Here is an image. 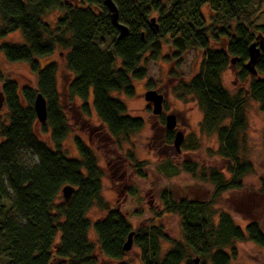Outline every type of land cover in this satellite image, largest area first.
I'll return each instance as SVG.
<instances>
[{
	"label": "trees",
	"instance_id": "16d2710c",
	"mask_svg": "<svg viewBox=\"0 0 264 264\" xmlns=\"http://www.w3.org/2000/svg\"><path fill=\"white\" fill-rule=\"evenodd\" d=\"M111 1L118 22L128 30L123 38L105 0H78L77 4L75 0H0V58L28 64L38 78L37 90L19 89L0 71L5 97L0 109V264H97L96 250L104 258L121 261L133 232L131 223L102 196L104 172L90 139V143L75 139L77 158L63 152L71 126L57 90V64L42 68L38 60L57 48L67 51L66 69L73 75L66 96L82 100L80 109L86 117L95 112L100 125L89 131L103 133L105 143L110 147L114 143L119 150L143 129L144 121L129 116L126 104L113 94L135 96L134 82L147 77L146 64L161 56L163 42L169 47L166 58L177 65L188 50H203V72L176 92L182 98H196L203 113L201 132L217 134L218 154L233 163L231 180L213 172L211 181L224 194L240 190L244 177L253 171L250 162L239 160V137L246 129L248 98L258 103L264 115V57L255 64L256 76L246 68L249 47L264 44V25L254 23L258 0ZM54 12L61 15L51 26L44 17ZM18 31L23 44L3 41ZM232 58L237 60L239 79L249 86L235 95L221 82ZM38 93L46 99L48 113L47 122L39 124L44 134L50 132L53 148L37 136L34 99ZM26 154L38 161L26 162ZM128 156L135 161L133 153ZM135 168L138 176H146L142 162L136 161ZM183 170L196 172L194 164H184ZM66 185L73 186L75 193L68 204H57ZM161 199L164 210L158 216L177 215L182 239L171 241L161 226L138 229L133 244L141 249L143 264H194L191 256H197L199 264H232L237 255L234 244L250 241L264 248V219H252L243 230L228 212L220 213L216 221L202 203L176 202L167 191ZM262 203L264 215V189ZM93 207L106 211L105 219L92 223L87 215ZM91 230L96 242L89 238ZM165 241L172 246L163 252Z\"/></svg>",
	"mask_w": 264,
	"mask_h": 264
},
{
	"label": "rangeland",
	"instance_id": "374dc122",
	"mask_svg": "<svg viewBox=\"0 0 264 264\" xmlns=\"http://www.w3.org/2000/svg\"><path fill=\"white\" fill-rule=\"evenodd\" d=\"M255 8L254 23L264 25V0H258ZM60 15L54 12L45 16L44 21L54 26ZM3 41L24 43L19 31L10 34ZM168 48V45L163 42L161 56L146 64L147 77L134 82L136 92L134 97L113 94L126 104L129 116L144 121L143 129L135 134L129 143L123 144L121 150L116 148L114 143L112 147L107 145L103 133L89 131V128L100 125L93 110L92 116L86 117L80 109L82 100L72 101L66 96V89L73 79V75L66 69L67 51L57 48L51 56L38 59L42 68L51 62L57 64V90L71 126V132L63 143V152L69 158H77L75 139L80 138L85 143H90V139L98 157L99 166L104 172L102 196L111 209L119 210L131 223L133 232H137L140 228L161 226L171 241L182 239L181 219L177 215L168 213L158 216L164 210L161 199L164 191L171 193L176 202L185 199L204 204L214 213L216 221L220 213L228 212L232 214L235 223L245 230L252 219L258 217L264 219L262 214L264 115L260 112L257 102L250 98L246 100V129L239 137V160L250 162L253 165V171L244 177L243 187L240 190L218 193L210 176L213 172H218L224 176L225 181L231 180L232 175L229 169L233 163L218 154L221 144L217 134L208 135L201 132L203 113L198 107L196 98L190 95L182 98L176 92L178 87L191 82L203 72L204 51L188 50L184 61L177 65L176 60L166 58L169 56ZM233 59L222 73L221 82L230 94L235 95L241 91H248L249 86L248 82L244 83L239 79L237 60L232 63ZM0 71L3 73L4 80L15 82L19 89L28 86L37 90V75L31 71L28 64L10 63L1 55ZM151 90L164 96L162 112L159 115L153 113L152 105L145 100V94ZM0 91H2L1 82ZM91 101L92 99L89 103ZM168 115H174L176 118L177 126L173 131H168L166 128ZM228 124L229 121L225 122V125ZM35 128L39 140L53 148L50 132L44 134L39 122ZM176 132H182L184 135L180 151L174 146ZM129 152L134 154L135 161L129 160ZM23 157L26 162L38 161L32 154H26ZM136 161L142 162L143 172L146 174L144 178L136 173ZM184 164H194L196 172L192 174L185 172ZM121 175L123 178H120ZM62 203L64 198L61 191L57 204ZM106 215V211L93 207L87 217L94 223L105 219ZM89 238L92 242H96L93 230L90 231ZM171 241L162 242L163 252L171 248ZM233 247L237 255L232 260V264H264V248L250 241L238 242ZM95 253L98 259L97 264H143L141 249L134 244L131 250L126 251L121 261L104 258L98 250ZM195 258L197 256H191L190 261L193 262ZM182 264H186V261Z\"/></svg>",
	"mask_w": 264,
	"mask_h": 264
},
{
	"label": "water",
	"instance_id": "95a60500",
	"mask_svg": "<svg viewBox=\"0 0 264 264\" xmlns=\"http://www.w3.org/2000/svg\"><path fill=\"white\" fill-rule=\"evenodd\" d=\"M105 5L109 9V12L111 14V21L113 25L117 28L119 32V38L125 37L128 34V30L125 26H123L122 24L118 22V14H117V9L115 5L113 4L111 0H105ZM151 28L154 33L157 32V26L155 25V23L153 22L151 23ZM249 55H250V58H249L248 63L246 64V68L252 76H256L257 70L255 68V64L261 56L264 57V44L262 43L259 46L257 43L252 44L249 47ZM235 61H236V58L232 60V63H234ZM163 99H164L163 95L158 94L156 91H153V90L148 91L145 94V100L152 105L153 113L155 115H159L162 112ZM4 104H5V97H4L3 92L0 91V109L4 107ZM34 111H35L37 120L40 124H44L47 122V118H48L47 103H46V99L40 93H38L35 96ZM176 126H177V122H176L175 116L168 115L166 117L167 130L173 131L176 129ZM183 140H184L183 133L176 132L175 137H174V146L176 147L178 151H180V146ZM74 193H75V188L71 185H66L62 189V195H63L65 204H68L71 201ZM133 235H134V232H131L129 234L128 239L124 244L125 251L131 250L133 246ZM193 263L199 264V258L198 257L195 258L193 260Z\"/></svg>",
	"mask_w": 264,
	"mask_h": 264
}]
</instances>
